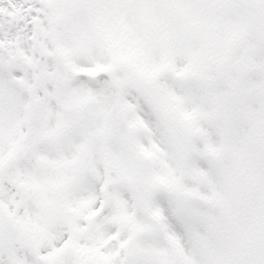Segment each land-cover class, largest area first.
Segmentation results:
<instances>
[{
  "label": "snow or ice",
  "instance_id": "6c2138e0",
  "mask_svg": "<svg viewBox=\"0 0 264 264\" xmlns=\"http://www.w3.org/2000/svg\"><path fill=\"white\" fill-rule=\"evenodd\" d=\"M0 264H264V0H0Z\"/></svg>",
  "mask_w": 264,
  "mask_h": 264
}]
</instances>
